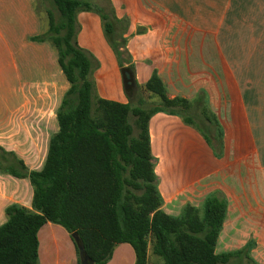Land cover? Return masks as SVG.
I'll return each instance as SVG.
<instances>
[{
    "label": "crops",
    "instance_id": "crops-1",
    "mask_svg": "<svg viewBox=\"0 0 264 264\" xmlns=\"http://www.w3.org/2000/svg\"><path fill=\"white\" fill-rule=\"evenodd\" d=\"M89 1L102 7L114 31L122 33L124 64L132 66L135 84L125 85L101 15L78 10L76 38L93 62L94 99L136 106L156 72L170 98L192 103V114L210 126L214 143V125L204 118L199 96L221 127L219 155L182 116L164 111L151 116L164 211L177 216L185 205L201 208L208 195L222 193L228 206L217 252L239 250L253 240L251 256L264 264V0ZM48 10L43 15L37 0H0V161L13 152L29 170L43 167L70 88L54 44L31 39L49 31ZM146 92L156 99L152 105L161 102ZM33 193L28 177L0 170V225L8 219L9 205L31 209ZM39 243V264H78L75 243L62 225L46 223ZM135 262L132 245L120 243L107 264Z\"/></svg>",
    "mask_w": 264,
    "mask_h": 264
},
{
    "label": "trees",
    "instance_id": "trees-1",
    "mask_svg": "<svg viewBox=\"0 0 264 264\" xmlns=\"http://www.w3.org/2000/svg\"><path fill=\"white\" fill-rule=\"evenodd\" d=\"M52 2L61 16L56 18L48 10L49 31L31 39L54 44L70 88L58 109L59 130L51 138L43 167L29 170L13 152H6L9 157L0 161L1 171L28 177L34 187L31 209L19 204L6 208L8 219L0 225V264H39V231L48 222L60 224L70 233L78 264L82 259L75 235L82 242L89 264H107L120 243L132 245L135 264H148L151 245L163 264H229L234 257L261 264L251 256L253 240L242 249L217 252L228 206L222 193L208 195L201 208L185 205L177 216L162 207L149 120L159 111L178 114L197 126L221 155V127L203 96L197 104L202 103L199 107L204 118L214 125L218 143L209 136L210 126L196 120L188 99L168 96L156 72L143 90L158 95L159 104L146 107L140 97L136 106L94 99L90 79L93 62L77 43L76 13L93 10L101 15L106 36L126 71L132 66L124 64L122 33L115 32L109 14L89 0ZM116 37L121 40L116 41ZM130 113L137 117L136 126L129 121Z\"/></svg>",
    "mask_w": 264,
    "mask_h": 264
},
{
    "label": "rangeland",
    "instance_id": "rangeland-1",
    "mask_svg": "<svg viewBox=\"0 0 264 264\" xmlns=\"http://www.w3.org/2000/svg\"><path fill=\"white\" fill-rule=\"evenodd\" d=\"M37 9L39 11L43 10V15H45V10L46 9H51L54 10L57 18H59V13L54 5V3L52 2V0H37ZM57 21L59 22L60 20L57 19ZM149 94L145 91L142 90L141 93L139 94V97H141L142 99L145 100L146 104L145 106H151L153 103H155L156 99L150 98V96H148ZM136 100V99H135ZM71 104V103H70ZM74 104H76V101L74 102ZM70 106V105H69ZM191 110V109H190ZM136 116L133 115L132 113H130L129 115V121L130 123H132L134 126H136ZM149 261L148 264H163V260L162 258H160L159 256L155 255L153 253L152 250V245L149 248ZM229 264H255L254 262H252L251 260L247 259L246 257L243 258H238V257H234Z\"/></svg>",
    "mask_w": 264,
    "mask_h": 264
},
{
    "label": "water",
    "instance_id": "water-1",
    "mask_svg": "<svg viewBox=\"0 0 264 264\" xmlns=\"http://www.w3.org/2000/svg\"><path fill=\"white\" fill-rule=\"evenodd\" d=\"M124 82H125V85H127V86H134L135 85L133 75L129 70L125 71ZM74 237H75V240L77 241L79 248H80V257L82 259V264H89V259L86 256L85 249L82 245V242H81L79 236L75 235Z\"/></svg>",
    "mask_w": 264,
    "mask_h": 264
}]
</instances>
